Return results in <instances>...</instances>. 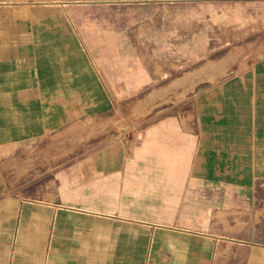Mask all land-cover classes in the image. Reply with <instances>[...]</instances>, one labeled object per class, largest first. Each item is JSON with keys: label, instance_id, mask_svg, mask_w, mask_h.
<instances>
[{"label": "crops", "instance_id": "crops-1", "mask_svg": "<svg viewBox=\"0 0 264 264\" xmlns=\"http://www.w3.org/2000/svg\"><path fill=\"white\" fill-rule=\"evenodd\" d=\"M184 4L207 50L263 55L198 106L120 107ZM262 81L264 0H0V264H264Z\"/></svg>", "mask_w": 264, "mask_h": 264}, {"label": "rangeland", "instance_id": "rangeland-1", "mask_svg": "<svg viewBox=\"0 0 264 264\" xmlns=\"http://www.w3.org/2000/svg\"><path fill=\"white\" fill-rule=\"evenodd\" d=\"M191 7V4H184L183 14L180 15H176L174 9H168L172 12L167 13L166 21H158L157 26L166 33L150 36L151 49L136 52V71L144 65L146 72L150 74L151 83L136 92L134 98L120 100L118 104L120 107H162L174 104L198 106L208 88L218 83L231 69L228 65H224L222 57L225 53H227V63L230 62L231 57L243 59L246 65L241 69L249 68L254 58L263 55V52L254 55L248 46L233 52L207 50V18L203 13L199 17L191 13ZM227 38V43L231 44L230 42L234 41V43L246 42L252 36L231 35ZM215 42L222 44L223 36H216ZM213 57H216L215 61ZM214 76L215 80H213ZM129 117L130 119L123 116L128 122H140L143 118L141 115ZM99 133L118 137L122 136L124 131L118 128L102 130ZM75 149L72 148V151ZM57 150L40 163V170L55 167L63 161L66 154L63 150Z\"/></svg>", "mask_w": 264, "mask_h": 264}, {"label": "bare ground", "instance_id": "bare-ground-1", "mask_svg": "<svg viewBox=\"0 0 264 264\" xmlns=\"http://www.w3.org/2000/svg\"><path fill=\"white\" fill-rule=\"evenodd\" d=\"M7 2V1H6ZM86 2V1H85ZM95 2V1H94ZM28 3H30V2H28ZM70 3V2H69ZM66 4V3H65ZM82 4V3H81ZM85 4V3H84ZM259 87H260V91H261V93L262 94H264V81H262L261 83H260V85H259ZM259 90V89H258ZM264 133V132H263Z\"/></svg>", "mask_w": 264, "mask_h": 264}]
</instances>
